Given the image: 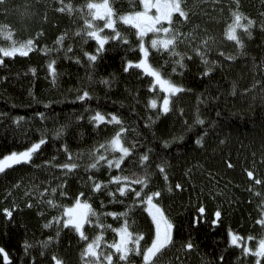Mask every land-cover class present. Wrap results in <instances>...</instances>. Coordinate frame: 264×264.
Segmentation results:
<instances>
[{
  "label": "trees",
  "instance_id": "obj_1",
  "mask_svg": "<svg viewBox=\"0 0 264 264\" xmlns=\"http://www.w3.org/2000/svg\"><path fill=\"white\" fill-rule=\"evenodd\" d=\"M69 2L75 8L85 0H63V3L61 0H0V25L10 27L12 38H34L39 47L49 49L48 52L33 49L27 56L5 57L4 63H0V157L22 150L42 134L49 137L33 154L30 163L20 162L0 171V247L11 258L5 262L0 254V264H55L53 253L63 258L65 264H82L80 251L84 242L69 228L61 226L59 237L47 247L39 243L56 236L55 222L49 227L44 225L60 211L49 206L43 189L55 187L66 178L64 188L68 196L60 197L59 189L52 195L62 203H71L78 192H85L87 197L91 190L88 175L109 180L111 174L139 170L143 167L139 164V154L145 152L149 156L145 164L154 173L149 190H161V197L156 199L176 224L174 245L159 256L157 264H204L205 261L219 264L221 255L223 264H253L252 255H242L240 247L230 245L228 233L229 229L239 232L245 237L244 242L255 246L264 232V225L259 223L264 218V184L257 185L246 173L251 169L264 180V29L261 28L264 0H239L238 4L237 0H184L185 7L192 11L187 22L174 14L179 31L185 33L191 31L193 25H199L195 29L197 40L204 35L213 38L207 55L217 63L211 65L212 72L201 76L204 64L198 54H192L185 59L186 67L176 66L177 70L172 72V59L164 52L151 50V62L171 80L184 85L180 92L172 94L169 113L159 115L163 91L158 85L150 88L151 78L134 65L124 70L126 59L139 58L138 49L109 41L98 60L90 64L83 52L94 51L95 44L76 32L83 26V13L78 9L71 14L59 10ZM112 2L117 11H127L136 0ZM237 7L255 21L250 36L238 29L244 40L242 51L223 35L231 20V10ZM117 23L135 43L138 38L132 26ZM40 29L43 31L36 36ZM61 32L67 33L62 48L54 43ZM8 43V38L0 35V46ZM69 44L71 50H68ZM221 48L223 54L218 50ZM177 49L191 52L183 41ZM230 55L235 59L229 60ZM74 56H79L82 62L78 63ZM50 60H55V82L47 70ZM32 67L36 68L35 74L31 72ZM104 77L109 83L103 82ZM256 80L262 83L250 87ZM82 88L92 93L86 101L74 99ZM245 88L249 90L245 92ZM151 97L157 99V108L150 107ZM90 109H99L105 114L115 112L126 128L122 138L132 147V152L125 157L121 168L112 169L111 173L103 163L98 169L85 170L90 162L89 150L117 130V122L94 123L89 119ZM197 112L203 117V124L193 123ZM38 113H44V118ZM77 116L82 118L78 120ZM16 117L22 119L17 121ZM59 125H67L65 133L62 137H53ZM198 133H202L203 144L195 142ZM177 135H183V139L174 140L166 147L161 143ZM132 141L136 142L134 147ZM63 144L73 152V160L69 161ZM77 152L79 159H75ZM161 157L167 163V181L156 169ZM45 161H51L52 165H46ZM65 162H75L79 167L70 173L55 167ZM176 183L181 187L176 188ZM249 184L259 192L251 190ZM168 185L172 191L167 190ZM110 186L114 189L115 182ZM36 192L41 195L33 194ZM116 195L117 200L112 201L102 186L100 195L94 194L91 202L98 211L120 212L126 198L119 193ZM100 196L108 201L103 208ZM13 204L17 207L12 209V217H6L2 209ZM200 204L205 207L202 214L197 211ZM217 208L221 211L219 217L215 216ZM194 218L199 223L193 224ZM130 219L136 222L134 230L136 227L144 230L145 240H148L150 217L137 207L132 210ZM213 220L217 222L213 224ZM101 222L116 227L122 219L109 215L102 217ZM85 230L91 238L100 229L97 225H86ZM104 231L105 239L115 238L112 229ZM249 235L253 240H247ZM189 238L196 248L182 250V243ZM24 241L30 245L27 251ZM131 261L139 264L135 254H131Z\"/></svg>",
  "mask_w": 264,
  "mask_h": 264
},
{
  "label": "snow or ice",
  "instance_id": "obj_2",
  "mask_svg": "<svg viewBox=\"0 0 264 264\" xmlns=\"http://www.w3.org/2000/svg\"><path fill=\"white\" fill-rule=\"evenodd\" d=\"M63 3V0H61ZM239 0H237V4ZM78 9L83 13V26L76 29V32L81 34L84 40L92 39L95 44L94 51H84L83 55L87 57L88 62L91 64L96 62L100 57V54L105 51V45L109 41L116 43H126L133 49H138V59H126L124 62V70L133 65L142 70L144 74H147L151 78L150 88L159 86V89L163 90L162 103L159 105L160 113H169L170 111V97L172 94L180 92L184 85L176 83L171 80L167 75L162 73L161 69L155 66L150 59L151 50L155 49L158 52L166 53L171 59L173 67L172 72L177 70L176 66L180 68L186 67L185 59L191 58L192 54H198L199 59L204 64L203 70L199 73L201 76L212 72L211 65L217 63L216 60H210L207 55L209 49V42L213 40L212 37L204 35L197 40V34L195 29L199 25H193L191 31L181 33L179 26L176 25L174 20V14H179V17L183 18V22L189 20V14L192 11L190 8L185 7L184 0H136L135 4L130 5V10L117 11L112 0H85L82 5H76L75 8L69 2L66 7H61L60 11H67L71 14ZM118 21L123 22L124 25L132 26L134 35L137 39L133 43L126 32H122L118 27ZM255 24L252 17L247 16L246 13L239 10V8H233L231 10V20L227 24L223 33L224 36L234 41L240 51L244 48V40L238 34V29H243L247 35H251V28ZM261 28L264 29V24H261ZM105 30H110L106 32ZM43 30L40 29L36 32V36H39ZM149 34H151L149 38ZM0 35L7 37L9 43L6 46H0V63H4L5 57H16L17 55L27 56L33 49H38L42 52H48L47 46L39 47L34 38H27L23 40H17L12 38V30L8 25H0ZM66 32H61L54 42L58 47H63L62 41L64 40ZM147 38V39H146ZM196 41L195 44L192 41ZM187 43L191 52L178 51L177 45L180 42ZM72 45H68V50H71ZM223 54V49H218ZM239 54V52L237 53ZM78 63L82 62L79 56L73 57ZM229 60H234L235 56H228ZM168 61H165L167 63ZM55 60H50L47 63V70L51 73V79L53 82L56 80L57 69L54 66ZM31 72L36 73V68L32 67ZM104 83H109L107 77L103 78ZM262 83L261 80H256L250 87H255L256 84ZM235 88V82H233ZM249 89L245 88L247 92ZM92 93L87 88H82L78 91V94L74 99L78 101H86V98H90ZM151 108H157L158 101L155 97H151L148 101ZM87 106V105H86ZM91 110V109H90ZM92 115L89 119L94 123L100 124L107 121L108 123L117 122V130L110 138L96 144L89 150L88 162L86 164V171L89 169H98L101 164H106L109 173L112 169H120L121 163L125 157L132 152V147L125 144L122 134L126 132V128L123 126L121 117L115 112L105 114L99 109L91 110ZM183 110L181 109V112ZM41 119L44 118V113H38ZM78 120L82 117L77 116ZM22 117H16L19 121ZM187 123V121H185ZM193 123L203 124L204 119L197 112L194 116ZM67 125H59L56 130L53 131V137H62L65 133ZM192 127L191 125L188 126ZM49 139L46 134H42L41 137L30 145L23 147L22 150H13L2 157H0V171L8 168L12 165L20 162H31L33 154L37 150L41 149V145ZM183 139V135L172 136L170 139H163L161 143L166 147L174 140ZM195 142L197 144H203L202 133L196 134ZM136 144L132 141V146ZM64 149L69 161L74 159V154L68 149L67 144H63ZM118 152V155L116 154ZM80 158V153L77 152L75 159ZM149 160L148 154H139V164L143 165L141 169L136 172L124 174L123 172H117L111 174L109 180H99L95 176L88 175L87 179L91 181L90 191L87 194L85 192H78L72 197L71 203H62L61 200H57L53 197V193H57L59 189L60 197L64 198L68 196V192L65 190L64 185L67 183L66 178L63 179L60 184L55 187H46L43 189V193L48 195L47 203L50 207L59 208L60 211L57 215H53L50 220L45 223V227H49L53 222L56 223L57 232L55 237H47L45 240L40 241L41 245L47 247L54 239L59 237V228H69L70 230L78 233L80 240H82L83 247L80 251V258L82 264H135L131 261V254H135L139 260V264H157V260L163 252L170 249L174 245V230L176 224L173 219L166 214L165 209L157 201L156 198L161 197V190L154 188L149 190V185L153 176V172L149 170V166L145 164ZM264 160V157H262ZM46 165L51 166V161H45ZM167 166L166 160L161 157V162L156 164V169L163 174L164 180H168V173L165 170ZM229 166L231 162L229 161ZM58 169L65 170V173H70L74 169H78L79 165L75 162H65L55 165ZM247 176L253 178L257 185L264 184V180L256 175L251 170H246ZM115 182V188L110 185ZM19 183V181L17 182ZM111 196L112 201L117 200V193L121 197H125L123 200V210L120 212L107 209L105 211H98L91 202V197L96 194L100 195L101 188ZM176 188H180L181 185L176 183ZM249 188L255 192H259V189H253V185L249 184ZM168 191H172L170 185L167 186ZM31 192L32 189H29ZM35 195H41V193H33ZM108 203L103 196H100V206ZM31 206L32 201H28ZM17 205L13 204L12 207H4L2 209L6 217H12L13 208ZM140 208L150 217L149 221V239L145 240V231L135 226V220L130 219V214L134 208ZM264 210V209H262ZM198 213L205 212V207L200 204ZM116 217L118 220L122 219V222L118 226L113 227L112 224H105L101 222L102 217L106 216ZM215 216H221L219 208L215 211ZM217 221L213 220L215 224ZM199 221L193 219V224H197ZM261 225H264V218L259 220ZM86 225H97L99 231L89 238L85 227ZM112 229L115 234L113 239H105V229ZM229 243L233 246L241 248L242 255H252L254 257L253 264H264V232L258 237V242L255 246H249L245 243V237L239 232H234L229 229ZM253 236L249 235L247 240H253ZM150 240V242H149ZM142 241H144L142 245ZM103 244V247L101 245ZM25 251L28 250L30 245L28 241H24ZM196 245L193 244L191 238L182 243V250H193ZM0 254L3 256L5 262L11 260L7 251L0 247ZM33 261L35 257H32ZM52 260L55 264H65L63 258L57 254H52ZM219 264H223V255L218 258ZM207 264V261L204 262Z\"/></svg>",
  "mask_w": 264,
  "mask_h": 264
},
{
  "label": "rangeland",
  "instance_id": "obj_3",
  "mask_svg": "<svg viewBox=\"0 0 264 264\" xmlns=\"http://www.w3.org/2000/svg\"><path fill=\"white\" fill-rule=\"evenodd\" d=\"M123 23V22H122ZM159 88V87H158ZM163 91V90H162ZM164 95V94H163ZM163 95H162V97H161V103H162V98H163ZM171 97H172V95H171ZM171 97H170V99H171ZM170 102H171V100H170ZM136 171H138V170H136V169H130V173H133V172H136ZM245 243H248L249 244V246H251V244H250V242L249 241H246Z\"/></svg>",
  "mask_w": 264,
  "mask_h": 264
}]
</instances>
